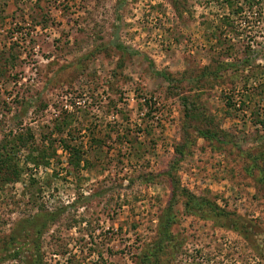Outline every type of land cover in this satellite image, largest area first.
Here are the masks:
<instances>
[{"label": "rangeland", "instance_id": "rangeland-1", "mask_svg": "<svg viewBox=\"0 0 264 264\" xmlns=\"http://www.w3.org/2000/svg\"><path fill=\"white\" fill-rule=\"evenodd\" d=\"M0 264H264V0H0Z\"/></svg>", "mask_w": 264, "mask_h": 264}, {"label": "trees", "instance_id": "trees-1", "mask_svg": "<svg viewBox=\"0 0 264 264\" xmlns=\"http://www.w3.org/2000/svg\"><path fill=\"white\" fill-rule=\"evenodd\" d=\"M115 36H116V39H118L117 33L115 34ZM151 70L156 76L163 77L168 82L170 81V79L167 75L162 74V73H158L153 67L151 68ZM172 193H173V196H175V194H177V190L174 189ZM183 193L185 194L184 197L188 201L187 207L188 208H194L197 204L196 198L194 196L188 195V193H186L185 191H183Z\"/></svg>", "mask_w": 264, "mask_h": 264}]
</instances>
